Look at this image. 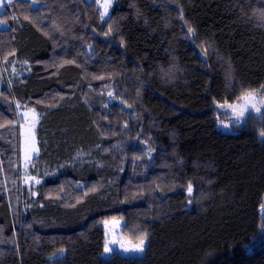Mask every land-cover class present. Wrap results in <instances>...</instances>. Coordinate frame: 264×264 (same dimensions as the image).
<instances>
[{
  "label": "trees",
  "instance_id": "obj_1",
  "mask_svg": "<svg viewBox=\"0 0 264 264\" xmlns=\"http://www.w3.org/2000/svg\"><path fill=\"white\" fill-rule=\"evenodd\" d=\"M34 1L0 16V264H264V112L217 107L264 89V0ZM14 101L41 118L20 192ZM119 218L144 257H101Z\"/></svg>",
  "mask_w": 264,
  "mask_h": 264
},
{
  "label": "rangeland",
  "instance_id": "obj_2",
  "mask_svg": "<svg viewBox=\"0 0 264 264\" xmlns=\"http://www.w3.org/2000/svg\"><path fill=\"white\" fill-rule=\"evenodd\" d=\"M12 0H0V16L2 15L4 11V6L5 4L11 2ZM32 2L33 7H37L39 5L38 2L34 0H30ZM89 3H94L96 4L97 8L99 9V12L101 14V19L103 22V25H107L109 21V17L112 14V11L116 5L117 0H87ZM107 4V10H105L104 5ZM6 28V25L0 20V29ZM23 72V70H20ZM7 70L2 66H0V91L3 88L4 85H6L9 88V85L4 82L5 78H7ZM101 87H104L102 84H100ZM114 87L111 85L110 90L103 91L107 92V96L111 98V101L115 97V93L117 90L113 89ZM256 94L257 96V102H256V107L260 109L259 112H256L255 109H253L251 106H248L246 110L243 111V115L240 114V110L244 108V102L242 100V96L245 95L247 92L243 93L238 99H236L234 102L231 103H220L217 104V107L226 112L227 120L226 121H219L218 122V127L220 130L226 133H233L236 131V128L234 127L237 124H240L246 119L249 115H256L260 116L264 112V89H259V90H254L252 91ZM229 105L235 106V111L233 108H230ZM29 109H35L34 106H29L27 104H20L16 101H14L13 104V110H14V122L13 124L15 125V130L16 133L14 135V138L16 137V142H15V152L13 155V164L11 170H8L6 172L7 168L4 169V174L10 175V174H16L18 179L17 181L12 184L9 188H6L7 191L9 190H14V186H18L17 192H20L23 187L26 185L29 186L30 184H38L39 182L37 179H33L29 176H27L26 172L29 170L31 166H33L34 160L39 157V147H38V140H37V129L38 125L40 122V114L37 112L35 109V113L38 116V123L35 126V141H36V152H32L30 155V158H26L25 155V142H24V118L21 115V113L26 112ZM31 115V113H29ZM16 153V154H15ZM8 194V193H7ZM124 219H110V220H103L100 222L99 226L104 230L105 232V245L107 244L110 251H104L101 255L103 259H111L114 254L118 253L123 257H137V258H142L146 255V250H147V245L148 241L145 240L144 244V251L139 252L135 251L134 245L138 244L139 241L133 242L130 239H127L123 237L122 230L124 227ZM115 241V243H113ZM128 249V250H125ZM66 251L61 250L60 252L54 254L51 258H60L62 256H65Z\"/></svg>",
  "mask_w": 264,
  "mask_h": 264
},
{
  "label": "snow or ice",
  "instance_id": "obj_3",
  "mask_svg": "<svg viewBox=\"0 0 264 264\" xmlns=\"http://www.w3.org/2000/svg\"><path fill=\"white\" fill-rule=\"evenodd\" d=\"M108 5L105 4L104 8L107 10ZM261 17L264 18V11L261 12ZM242 100L244 102V108L240 110V114L243 115V111L246 110L248 106H251L253 109H255L256 112H259L260 109L256 107L257 102V96L254 92L249 91L245 95L242 96ZM230 108H233L235 111V106L229 105ZM31 113V115H29ZM21 115L24 118V142H25V155L26 158H30V155L32 152H36V141H35V126L38 123V116L35 113V109H29L26 112L21 113ZM261 135H264V132L261 133ZM189 193L192 191L191 185L188 187ZM146 240V234L141 236L139 238L138 244L134 245L135 251L143 252L144 251V244ZM115 243V241H113ZM128 250V249H125ZM105 251H110L108 245H105Z\"/></svg>",
  "mask_w": 264,
  "mask_h": 264
},
{
  "label": "bare ground",
  "instance_id": "obj_4",
  "mask_svg": "<svg viewBox=\"0 0 264 264\" xmlns=\"http://www.w3.org/2000/svg\"><path fill=\"white\" fill-rule=\"evenodd\" d=\"M226 113V112H225ZM245 120V119H244Z\"/></svg>",
  "mask_w": 264,
  "mask_h": 264
}]
</instances>
